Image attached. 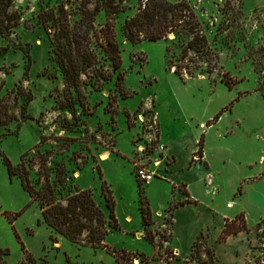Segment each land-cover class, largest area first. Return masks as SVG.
<instances>
[{"label": "rangeland", "instance_id": "1", "mask_svg": "<svg viewBox=\"0 0 264 264\" xmlns=\"http://www.w3.org/2000/svg\"><path fill=\"white\" fill-rule=\"evenodd\" d=\"M102 1L14 0L12 9L19 12L20 25L0 36V104L6 103L16 117L0 124V264H121L119 255L125 256L126 264H143V257L156 264L264 260V239L258 237L263 230L257 225L250 232L229 236L233 238L226 246L214 238L220 223L215 209L235 194L244 196L246 206L252 201L264 211V183L247 188L242 184L237 193L230 183L215 192L195 186L200 203L174 216L177 189L186 188L183 184L173 188L168 177L173 155L161 149L170 146L166 138L183 140L175 175L193 176L181 170L193 146L187 122L219 109L223 98L214 91L229 88L224 79L252 94L235 101L211 130L213 172L234 179L250 172L248 161H258L259 166L264 154V4L260 3L264 0H169L186 2L196 12L208 40V54L192 50L187 55L186 36L178 40L174 33L157 41H129L122 26L145 7V0H116L118 12L111 17L106 7L100 8L94 25L100 31L107 20L112 21L122 65L115 70L100 54L104 66L83 73L79 87L72 88L55 60L53 30L38 22V14L52 9L75 20L85 6L93 11ZM197 65L206 71L197 70L193 77L183 71L184 78L175 73L176 66L184 70ZM208 126L201 124L203 133ZM219 138L228 155L224 159L217 147ZM5 156L26 168L35 189H52L56 202L66 204L70 195L90 190L110 221L105 181L116 202L119 224L108 227L106 247L88 243L86 232L75 243L51 228L40 202L32 200L18 176L10 178ZM140 168L150 175V184L138 177ZM207 184L212 185L210 178ZM143 208L151 211L149 224L144 222Z\"/></svg>", "mask_w": 264, "mask_h": 264}, {"label": "trees", "instance_id": "2", "mask_svg": "<svg viewBox=\"0 0 264 264\" xmlns=\"http://www.w3.org/2000/svg\"><path fill=\"white\" fill-rule=\"evenodd\" d=\"M115 1L103 0L102 4L96 5L93 11L85 6L79 19L75 20L69 19L67 14H62L63 11L42 9L39 12L38 22L53 30L52 43L55 60L70 87L77 89L83 73L104 66L101 62L100 54H103L105 59H109L112 62L113 69L117 70L121 67V50L114 24L111 20H107L100 31L95 29L94 25L95 14L100 8L106 7L107 13L111 17L118 12ZM13 5L14 0H0V36L10 34L20 25V14L12 9ZM122 31L125 37L133 43L143 40L157 41L168 39L170 33H174L178 40L182 36H186L183 47L184 55H187V52L192 50L200 54H208L210 52L201 22L196 12L186 2L174 3L169 0H148L144 8L140 7L134 16L126 19L122 26ZM168 50L170 49L168 48ZM197 70L206 71L202 65H197L194 68L186 67L184 70L176 66L175 73L184 78L183 71H187V74L193 77ZM207 71L210 72L211 70ZM99 76L98 73L92 76L91 79L94 80V78ZM119 76L123 79L121 73H119ZM110 78H112V75L106 77L105 80ZM223 81L230 89H233V84L230 81L224 79ZM2 86L3 84L0 82V89ZM242 95L243 93H240L231 105L219 112L208 122V125L216 122L222 113L228 110ZM15 118V115L10 113L6 103L0 104V124L9 123ZM203 151L204 139L202 137L196 154L202 157ZM4 162L10 178L18 176L23 187L30 193L32 200L40 202L44 221L51 228L75 243L79 242L80 237L86 232L88 243L95 247H106L104 240L109 232L108 227L117 228L119 224L114 212L116 202L112 191L105 181L102 187L107 205L111 209L110 221L107 220L105 213L95 202L90 190H81L70 195L66 204L56 202L52 199V189L43 192L33 187L29 173L22 164L15 166L7 156L4 157ZM187 202L191 203L193 201H179L174 208ZM142 214L144 222L149 224L150 209L143 208ZM241 217H244V213L239 214L234 219H226L225 226L218 237L219 242H224L229 236L242 231L250 232L245 217L242 222L239 221ZM113 221L114 224L112 223ZM257 229L263 230V233L258 234V237L260 240L264 239V219L257 224ZM200 253L201 251H199ZM117 258L121 264H126L124 255H119ZM176 259L180 260V258ZM141 262L143 264H156L147 257H143ZM202 264L209 263L204 262ZM256 264H264V260L257 259Z\"/></svg>", "mask_w": 264, "mask_h": 264}, {"label": "crops", "instance_id": "3", "mask_svg": "<svg viewBox=\"0 0 264 264\" xmlns=\"http://www.w3.org/2000/svg\"><path fill=\"white\" fill-rule=\"evenodd\" d=\"M260 3L264 4V2H260ZM215 92L219 93L221 95V97L223 98V102L218 107L220 110L218 108H216L218 110H214L208 117H205V118L200 119V120H192L191 119L189 122H187L188 123L187 129L191 133L190 139L193 142V146L191 147V149L188 153L187 162L182 166L181 170L185 171L187 174L192 173L194 177L193 176L188 177V176L183 175L181 177L179 176V178H178V176L175 175L174 167H176V164L179 163L178 147L181 146V144L183 143V140H181V139L170 140V138H166L168 140L170 146L167 147V149L165 150V153H170V151H171L170 155H173V161L168 165V177H169V179H171V181H174L173 182V188H175V186H177L178 184H183V185H185V188H186V190L184 192L181 191L180 189H177L176 193L179 194L177 202L183 201V200L193 201L191 203L187 202L186 204L179 205L178 207L173 208L172 211H173L174 216L177 213V211H179L181 209H185V208L189 209L190 207L198 205L200 203L201 200L197 199L196 192L194 191L195 186H198L200 188V190H202V191L207 192V191H210V189H211L213 192H215L216 187L221 189L222 186L230 183L232 185L233 190L236 192V190H238V191L240 190V188L242 187V184H245L246 188H247L248 186H250L254 183H257V184L264 183V154L262 155V157L260 159L258 167H256V164H258V161H256L255 163L248 161L247 163L251 167L250 172L244 173V175L235 176L234 179H232L228 176L225 177L224 175L219 176L213 172V162L209 156V151L212 148L211 143H210V136H211L210 132H211V130H213L215 128L216 125H219L223 121L224 116H225L224 113L226 114V112H227V114H228L229 110H226L225 112H223L222 115L220 116V118L216 122L210 124L208 126V129L204 133H203L204 129L201 127V124L202 123L204 124L205 122H207V124H208V122L210 120H212L216 114H218L225 107L228 106L227 104L229 103V101L234 100L239 96V92L243 93V95L240 97L239 100H242L244 98H248V96L252 94L243 88L230 89V88H227L224 86L218 87L214 91V93ZM236 102H239V101H236ZM202 137L204 139V149H205L203 151V156L200 157V159L194 160L193 157L197 155L196 153L199 149V142H200V139ZM217 147L220 150V152H223V154L225 155V156H223V159L226 156H228L223 151V144L220 143V138L218 139ZM230 153H232V152L230 151ZM225 162H226V160H225ZM225 162H224L223 166L226 165ZM237 165L238 164H235V166H237ZM221 174H222V172H221ZM209 178L212 181V185L207 184V180ZM204 183H205L206 188L204 187ZM221 183H222V185H220ZM185 195H186V197H184ZM243 197L244 196L237 198V196L235 194L232 199L226 200L225 203L219 209H215L214 213L218 214L220 217V223L218 224V227L215 226V228L217 229V230L215 229L216 230L215 234H214L215 239L219 237L221 231L223 230V228L225 226L226 219H234L239 214L244 213L245 218H246V222H247L249 228L257 225L260 221H262L264 219V211H262L260 209V207H259L260 205L258 203H253L251 201L249 203V205L246 206V204L244 202L242 203ZM202 231H203V229L201 230V233L199 235L202 234ZM198 236H197V238H198ZM231 238H233V237H230L226 241L219 242V243L223 246L229 245V240ZM240 238H242L241 234H240ZM195 240H194V242H195ZM194 242H193V244H194ZM193 244H192V246H193ZM192 246H191V249H192ZM191 249H190V251H191ZM216 251H217V249H216ZM217 254H218V252H217ZM175 260H178V259H175Z\"/></svg>", "mask_w": 264, "mask_h": 264}, {"label": "built area", "instance_id": "4", "mask_svg": "<svg viewBox=\"0 0 264 264\" xmlns=\"http://www.w3.org/2000/svg\"><path fill=\"white\" fill-rule=\"evenodd\" d=\"M147 1H148V0H145V1H144V6H146ZM161 149L165 151L167 148L165 149V146L162 145V146H161ZM137 175H138L139 178L142 179V181H144L145 184H150V183H151V177H150V175L147 173V171H146L145 168H140V169H138V170H137Z\"/></svg>", "mask_w": 264, "mask_h": 264}]
</instances>
